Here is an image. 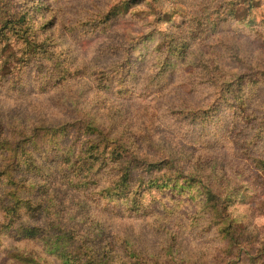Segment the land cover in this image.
<instances>
[{
    "label": "rangeland",
    "instance_id": "1",
    "mask_svg": "<svg viewBox=\"0 0 264 264\" xmlns=\"http://www.w3.org/2000/svg\"><path fill=\"white\" fill-rule=\"evenodd\" d=\"M49 1L37 17L54 16L70 69L82 72L59 84L45 81L46 62L41 73L33 62L11 73L15 48L7 46L0 56L8 73L0 79L4 133L20 138L35 127L99 118L128 140L134 129L150 134L152 146L169 144L216 195L234 196L229 206L213 211L193 189L154 191L152 197L144 192L148 210L135 216L123 205L94 202L88 194L97 184L82 192L69 187L59 156L43 148L36 155L49 168L42 178L48 192L70 199L58 207L69 210L75 195L84 196L89 215L101 224L81 229L91 231L94 248L113 243L109 259L115 264H264V172L253 164L264 159V0H137L105 20L100 15L125 0ZM232 2L233 17L225 14ZM100 71L108 80L98 93ZM6 77L15 78L16 87ZM228 83L237 86L220 94ZM73 90L84 98L74 101ZM3 190L7 186L0 185V264H60L39 243L19 240L4 227ZM221 215L225 221L219 224ZM228 230L235 231L234 239Z\"/></svg>",
    "mask_w": 264,
    "mask_h": 264
},
{
    "label": "trees",
    "instance_id": "2",
    "mask_svg": "<svg viewBox=\"0 0 264 264\" xmlns=\"http://www.w3.org/2000/svg\"><path fill=\"white\" fill-rule=\"evenodd\" d=\"M137 2L118 1L100 15L101 20L116 14L119 7L127 9ZM47 3L49 6L48 0H0V56L7 46L15 48L11 73L32 62L33 68L41 73L46 62L50 68L44 76L45 81L54 79L59 84L82 71H71L69 56L59 40L62 30L59 24L56 25L54 16L48 15L44 21V15L37 17ZM234 3L225 13L231 17L236 12ZM252 7L249 1L246 6L248 13ZM91 22L96 23L97 19H91ZM170 48L176 50L177 46L171 44ZM6 65L0 63V79L3 78L1 72L8 76ZM119 65L113 68L117 70ZM100 74L98 93L106 87L104 80H108L106 71H100ZM37 79L43 83L41 78ZM5 81H11L13 88L16 87L15 78L6 77ZM230 86L235 88L237 85L228 83V87H221L219 93L228 92ZM72 96L74 101L84 98L83 91L73 90ZM81 121L35 127L28 134L19 133L20 138L8 137L0 122V185L7 186L3 193L8 198L2 203L4 227L13 228L19 240L39 243L60 264H115L109 259L114 247L111 241H107L102 247L94 248L88 237L91 231H82L81 226L91 230L101 224L100 218L89 215L90 202L86 203L84 196L75 195L69 210L58 207L60 201L65 203L70 199H60L59 193L56 190L52 192L51 188L48 192L49 184L42 178L49 176V168L36 155L43 148L59 156V164L64 167L62 174L67 178L69 187L82 192L97 184L98 189L88 194L95 198L94 202L102 201L109 208L123 205L130 212L134 210L132 213L135 216L148 210V207L142 206L144 192L152 197L154 191H169L176 195L193 189L197 195H204L200 203L209 205L213 211L233 202L234 196L222 198L219 193L216 195L210 185L202 181L200 172L193 169L169 144L158 141L152 146L148 139L150 134L134 129L128 140L118 130L113 134V125L99 118ZM259 123L264 129V118ZM37 130L41 132L37 133ZM73 131V139L64 143ZM253 164L264 172L263 158H254ZM129 211L126 212L132 214ZM224 221L222 215L217 218L219 224ZM227 233L231 239L235 238V231L228 230ZM117 250L123 252L121 246ZM132 256L136 255L133 253ZM118 264L148 263L140 259H119Z\"/></svg>",
    "mask_w": 264,
    "mask_h": 264
}]
</instances>
